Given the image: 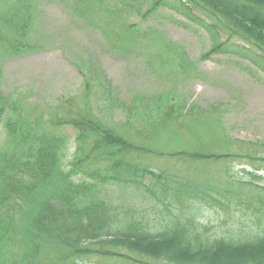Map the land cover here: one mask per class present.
<instances>
[{"label":"rangeland","instance_id":"obj_1","mask_svg":"<svg viewBox=\"0 0 264 264\" xmlns=\"http://www.w3.org/2000/svg\"><path fill=\"white\" fill-rule=\"evenodd\" d=\"M15 1L0 0V19ZM34 1L30 49L10 54L0 34L1 93L20 101L30 116L47 122L69 113L73 100L75 106L131 135L129 139L136 144L167 153L140 156L137 161L142 166L206 185L209 182L220 192H238L229 201L221 197L225 202H185L184 207L168 198L173 212L180 208L195 211L199 221L212 226V235L262 234L264 225L252 224L240 202L255 192L242 187L240 176L244 169L256 167L243 160L187 163L169 156L202 138L215 148L222 138L264 141V63L255 58L258 51L238 38L227 42L229 35L223 32L219 42H227L224 51L202 59L215 42L207 28L211 21L197 10L191 14L178 10L174 0L152 12L149 9L155 0ZM0 30L7 32L1 20ZM179 49L190 65L182 61ZM85 62H95L106 74L114 87L112 98L99 87L88 90L79 69ZM165 92L175 96L158 104L154 99ZM171 106L176 111L162 120ZM134 114L139 115L138 121ZM55 129L68 138L62 164L68 170L75 160L77 131L68 125ZM5 136L3 127L0 149ZM228 171L239 177H229ZM259 173L264 175V169ZM81 178L91 181L87 174ZM143 180L150 190L108 184L101 187V197L122 212L143 214L150 219V228L159 230L167 211L153 193L158 192L157 179L146 175ZM188 205L193 206L189 209ZM87 261L130 264L95 256Z\"/></svg>","mask_w":264,"mask_h":264},{"label":"trees","instance_id":"obj_2","mask_svg":"<svg viewBox=\"0 0 264 264\" xmlns=\"http://www.w3.org/2000/svg\"><path fill=\"white\" fill-rule=\"evenodd\" d=\"M167 1L155 0L149 11ZM174 1L178 10L187 14L197 10L211 21L207 28L215 42L202 59L221 53L227 42L238 38L256 49L259 56L255 58L264 63V0ZM34 17V0H16L1 17L7 32L0 30V34L10 54L31 48ZM223 32L229 35L227 42H219ZM178 53L188 63L184 52L179 49ZM96 66L95 62L79 66L87 88L99 87L112 98L114 87ZM172 96L165 92L154 100L160 104ZM72 101V110L51 123L30 116L20 101L0 90V137L3 127L6 131L0 149V264H93L87 261L92 256L130 264H264V232L237 238L212 235V226L199 221L195 211L180 208L175 213L166 201L172 198L183 207L185 202L203 204L210 199L221 203L225 202L221 197L229 201L238 192H220L209 182L206 185L142 166L137 161L140 156L167 153L136 144L129 139L131 135L115 130ZM174 111L171 106L162 120ZM134 118L138 121L139 115ZM67 125L77 131L75 160L68 170L62 166L68 138L55 129ZM217 141L215 148L202 138L169 156L187 163L243 160L256 167L243 170L246 179L237 178L242 187L255 190L240 202L252 224L264 225V175L259 173L264 169V141ZM86 168L93 169L87 172ZM83 174L91 181L81 178ZM146 175L157 179L159 194L153 193L167 211L159 230H152L150 219L143 214L122 212L101 197V187L108 184L146 187ZM228 176L239 174L228 171Z\"/></svg>","mask_w":264,"mask_h":264}]
</instances>
